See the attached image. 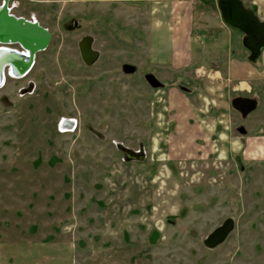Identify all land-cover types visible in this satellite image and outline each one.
Wrapping results in <instances>:
<instances>
[{"label": "rangeland", "instance_id": "rangeland-1", "mask_svg": "<svg viewBox=\"0 0 264 264\" xmlns=\"http://www.w3.org/2000/svg\"><path fill=\"white\" fill-rule=\"evenodd\" d=\"M9 7L51 42L26 78L0 89V264H264V84L257 110L236 120L244 144L220 157L181 145L167 92L176 83L156 90L142 68L123 72L139 65L147 17L113 0ZM85 36L100 52L90 67ZM65 119L72 132H61ZM228 220L226 241L207 248Z\"/></svg>", "mask_w": 264, "mask_h": 264}, {"label": "crops", "instance_id": "crops-1", "mask_svg": "<svg viewBox=\"0 0 264 264\" xmlns=\"http://www.w3.org/2000/svg\"><path fill=\"white\" fill-rule=\"evenodd\" d=\"M113 1L128 4L131 15L148 18L139 31L143 35L139 52H135L139 65L124 66H134V74L138 68L145 70V76L161 84L156 90H163L162 82L176 83L167 92L176 128L183 135L181 145L213 147L220 157L228 154L223 148H233L232 153L242 146L248 131L235 128L240 113L232 102L238 97L254 99L256 87L264 84V51L259 70L257 62L249 60L243 33L223 21L218 0ZM242 1L264 22V0ZM247 1L251 4L246 5ZM148 3L152 9L143 11ZM184 82L190 85H179Z\"/></svg>", "mask_w": 264, "mask_h": 264}, {"label": "water", "instance_id": "water-1", "mask_svg": "<svg viewBox=\"0 0 264 264\" xmlns=\"http://www.w3.org/2000/svg\"><path fill=\"white\" fill-rule=\"evenodd\" d=\"M0 1H2L0 7V44L8 47L18 45L28 52V54H24L17 50L0 47V69L4 64L21 67L23 61V67L27 70L36 54L48 48L51 42V34L36 20L28 21L9 15L10 0ZM218 9L226 25L243 33V46L250 53V62H258L264 51V22L250 8H247L242 0H218ZM93 44L94 39L88 36L83 37L79 43L81 58L87 66H93L100 58V52L93 48ZM123 72L126 75H133L136 68L125 65ZM148 81L154 88L161 86L154 77H148ZM232 106L243 118H247L257 110L258 102L254 99L238 97L233 100ZM124 152L130 159L139 160L141 158L139 154L133 151L124 149ZM233 228V221H226L207 237L205 246L209 249L217 248L226 241Z\"/></svg>", "mask_w": 264, "mask_h": 264}, {"label": "flooded vegetation", "instance_id": "flooded-vegetation-1", "mask_svg": "<svg viewBox=\"0 0 264 264\" xmlns=\"http://www.w3.org/2000/svg\"><path fill=\"white\" fill-rule=\"evenodd\" d=\"M1 45V44H0ZM13 46H18V45H13ZM2 47V45L0 46ZM19 49H16V48H13L11 46H9V48L11 49H15V50H18V51H23L24 49H22L20 46H18ZM80 50V49H79ZM82 59V58H81ZM83 61V60H82ZM23 61L21 63V67L19 66H12L11 64H4L1 66V69H0V89L4 88L6 82H7V79H14V80H18V79H24L26 78L29 74H30V71L31 69L33 68L34 64H35V58L33 60V62L31 63V66H28V69L25 70V68L23 67ZM26 63V62H25ZM90 67V66H89ZM21 72V73H20ZM148 77L149 76H145L146 78V81L150 84V82L148 81ZM150 86H152L150 84ZM153 87V86H152ZM154 88V87H153ZM254 113V112H253ZM241 115V114H240ZM250 116V115H249ZM66 121H64L62 123V133H66V132H72L71 130L75 129V123L72 121V120H68V119H65ZM69 126V127H68ZM134 152V151H133ZM136 154H139L141 156V158L143 157L144 153L142 151H138V152H135ZM127 156V159L128 160H135L133 158L130 159V157H128V155L126 154ZM140 158V159H141ZM139 159V160H140ZM222 245V244H221Z\"/></svg>", "mask_w": 264, "mask_h": 264}, {"label": "bare ground", "instance_id": "bare-ground-1", "mask_svg": "<svg viewBox=\"0 0 264 264\" xmlns=\"http://www.w3.org/2000/svg\"><path fill=\"white\" fill-rule=\"evenodd\" d=\"M10 8V7H9ZM9 15H12L11 13H9ZM14 16V15H13ZM37 22V21H36ZM41 26V25H40ZM5 47V48H4ZM49 47V46H48ZM8 49V50H15V49H11V48H9L8 46H2V49ZM47 50V49H46ZM18 51V50H17ZM19 53H24V54H28V52L26 51V50H23V51H18ZM38 54V53H37ZM36 54V55H37ZM35 59H36V56H35ZM30 66H31V64H30ZM69 127V126H68Z\"/></svg>", "mask_w": 264, "mask_h": 264}]
</instances>
